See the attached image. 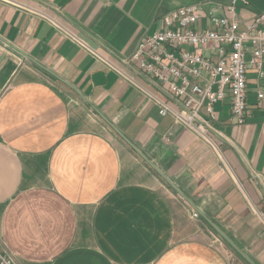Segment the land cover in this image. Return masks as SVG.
Wrapping results in <instances>:
<instances>
[{
	"label": "crops",
	"instance_id": "obj_1",
	"mask_svg": "<svg viewBox=\"0 0 264 264\" xmlns=\"http://www.w3.org/2000/svg\"><path fill=\"white\" fill-rule=\"evenodd\" d=\"M245 1L239 21L264 16V0ZM229 2L0 0V255L248 264L216 228L264 264V80L248 69L246 122L234 123L226 97L202 137L159 115L165 97L123 63L169 12Z\"/></svg>",
	"mask_w": 264,
	"mask_h": 264
},
{
	"label": "built area",
	"instance_id": "obj_2",
	"mask_svg": "<svg viewBox=\"0 0 264 264\" xmlns=\"http://www.w3.org/2000/svg\"><path fill=\"white\" fill-rule=\"evenodd\" d=\"M238 1L205 13L195 5L169 12L123 61L165 97L155 99L159 115H171L202 137L212 129L213 105L226 97L234 123L246 122L248 69L257 81L264 80V16L239 21ZM203 18L212 28L199 26ZM263 97L264 88L258 86L256 99ZM191 216L198 218L195 212ZM0 264L16 263L4 254Z\"/></svg>",
	"mask_w": 264,
	"mask_h": 264
},
{
	"label": "water",
	"instance_id": "obj_3",
	"mask_svg": "<svg viewBox=\"0 0 264 264\" xmlns=\"http://www.w3.org/2000/svg\"><path fill=\"white\" fill-rule=\"evenodd\" d=\"M127 145L159 176V178L166 183L173 191H175L178 196L183 199L186 203L190 204V201L183 195L181 191L177 189V187L157 168L153 165L135 146H133L130 142L124 140ZM219 236L226 242L228 245L238 254L240 255L248 264H254L246 255H244L221 231L214 228Z\"/></svg>",
	"mask_w": 264,
	"mask_h": 264
}]
</instances>
